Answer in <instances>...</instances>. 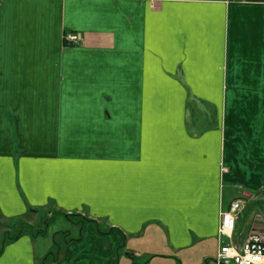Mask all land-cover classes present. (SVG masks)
<instances>
[{
	"label": "crops",
	"instance_id": "obj_1",
	"mask_svg": "<svg viewBox=\"0 0 264 264\" xmlns=\"http://www.w3.org/2000/svg\"><path fill=\"white\" fill-rule=\"evenodd\" d=\"M236 200L264 214V0H0V222L85 218L47 264H216Z\"/></svg>",
	"mask_w": 264,
	"mask_h": 264
},
{
	"label": "built area",
	"instance_id": "obj_2",
	"mask_svg": "<svg viewBox=\"0 0 264 264\" xmlns=\"http://www.w3.org/2000/svg\"><path fill=\"white\" fill-rule=\"evenodd\" d=\"M64 40L71 44L79 42L77 34H67ZM242 205L239 201L230 203L228 210L220 213L218 242L214 260L216 264H264V228H251V232L240 247L232 242L235 221ZM222 237L227 240L220 243Z\"/></svg>",
	"mask_w": 264,
	"mask_h": 264
},
{
	"label": "rangeland",
	"instance_id": "obj_3",
	"mask_svg": "<svg viewBox=\"0 0 264 264\" xmlns=\"http://www.w3.org/2000/svg\"><path fill=\"white\" fill-rule=\"evenodd\" d=\"M224 195H225V199H227V198L230 197V195H229V188L226 186V184L224 185ZM240 201L242 202V204L245 203V200L242 199V198L240 199ZM259 205H260L259 208H261L263 210V213H264V206L262 204H259ZM256 211H258V209ZM54 212H55L54 210H52V211H50V210L49 211H46L45 210L44 212H41L40 213L39 217H37L34 214L32 216H28L27 218L34 225L35 229H37V228H41V222L43 221L44 218H48L49 215L50 216H53V218H54ZM251 213H252V215L250 216V219L251 218L253 219L256 215H258L261 218V220L264 221V214L261 216L259 213L249 212V209L248 210H245L244 212H242V211L240 212V214H241V220L240 221L245 222L248 219V217H249L248 215H250ZM8 223L9 222H0V240L2 239L1 233L4 230H6V228H7L6 225ZM65 229L66 230H69V231L73 230L72 229V224L69 223L68 221L64 220L61 217L57 218L55 220V222L50 226V228L48 230V237L45 240L44 239H39V243H38L39 249H38V252L37 253L40 254L41 253V250L43 248L45 249L46 247L51 246L53 244L52 243V241H53L52 239L53 238L55 239V241H56L57 244H59V242L62 243L63 242V238H62L63 237V234L58 233V234L55 235L54 233L57 232V231H65ZM225 241H226L225 237H222V239L220 240V243H223ZM211 242H213V244L211 245V247H213L214 249H216L217 242L214 241V240L211 241ZM207 253L209 254V252H207ZM149 257L150 256L141 257V258L137 259L134 262H136V264H143V263H145L147 261V264H148V262H149L148 261L149 260L148 258ZM208 257H210V256H208ZM194 262H196V261H194ZM208 262H211V261L209 260ZM173 263H174V261L173 262L172 261H166L164 259H159V258L155 259V261L153 262V264H173ZM174 264H177V263H174ZM183 264H197V263H193L192 260H184Z\"/></svg>",
	"mask_w": 264,
	"mask_h": 264
},
{
	"label": "trees",
	"instance_id": "obj_4",
	"mask_svg": "<svg viewBox=\"0 0 264 264\" xmlns=\"http://www.w3.org/2000/svg\"><path fill=\"white\" fill-rule=\"evenodd\" d=\"M57 216H62L66 219H69L70 221L82 222L85 220L84 217L80 218L78 214H66V213L64 214L61 212H54V218ZM54 218L53 216L44 218L43 221L41 222V228H37V229H35L34 226L24 221L13 220L12 222H10L11 224L7 227V230L2 234V239L0 240V252L7 243L13 242L22 236H29V237L45 236L48 228L53 223ZM54 248H55L54 250L46 254L45 259L43 260V264H47L58 257L60 248L55 242H54ZM131 264H135V263L132 261Z\"/></svg>",
	"mask_w": 264,
	"mask_h": 264
}]
</instances>
